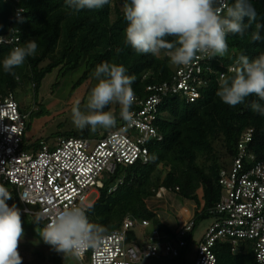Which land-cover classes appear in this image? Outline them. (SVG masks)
Here are the masks:
<instances>
[{
	"label": "trees",
	"instance_id": "trees-1",
	"mask_svg": "<svg viewBox=\"0 0 264 264\" xmlns=\"http://www.w3.org/2000/svg\"><path fill=\"white\" fill-rule=\"evenodd\" d=\"M124 3L125 0H109V4L101 9L75 11L65 5V0H21L20 7L24 13L15 22L20 42L35 40L38 48L35 56L14 69L16 75L13 76L5 73L2 66L3 57L13 46L0 45V95L12 92L16 96L15 91L25 83L37 92L45 78L54 72H57V81L78 73L72 84L74 91L88 81L97 83L93 73L95 67L104 61L122 64L126 74L135 75L132 88L140 99L146 96L147 86L169 81L177 66L170 63L163 50L156 56L137 54L124 44L127 24L123 15ZM252 3L257 13L256 22L264 24V0H252ZM254 30L255 23L243 37L229 34L228 53L223 58L214 57V72L207 74L208 85L202 90L199 100L186 103L180 96L164 99L157 122L163 139L150 144L148 162L118 166L86 210L91 222L105 227L103 235L121 229L124 220L130 218L138 223H150L148 227L138 225L128 231L130 241H141L145 245L155 230L170 236L173 231L160 220L159 208L148 205V201L156 200L159 191L164 189L170 195L195 203L194 227L186 238L187 243L198 222L212 218L213 223L214 217L209 210L222 194L219 174L225 168L219 149L222 148L231 160L237 154L242 133L252 129V141L247 149L257 161L264 162V116L253 112L250 107V102L258 98L251 96L245 104L233 108L216 96L219 77L223 73L233 75L228 68L235 67L239 55L254 59L264 53V29L260 32L262 39L257 42L251 41ZM167 39L171 41L173 38ZM117 49L121 51L117 53ZM135 108L136 103L130 111ZM105 110H112L117 116V124L111 130L124 122L119 115L118 104L115 108L109 105ZM91 133L86 128L70 130L62 136L89 137ZM7 203L11 207L20 202L15 194ZM213 252L216 264H256L252 243L248 241L237 252L228 240L217 241ZM181 256L182 251L176 258Z\"/></svg>",
	"mask_w": 264,
	"mask_h": 264
},
{
	"label": "built area",
	"instance_id": "built-area-1",
	"mask_svg": "<svg viewBox=\"0 0 264 264\" xmlns=\"http://www.w3.org/2000/svg\"><path fill=\"white\" fill-rule=\"evenodd\" d=\"M4 1L12 5L13 15L8 34L1 36L12 41L20 34L15 22L24 9L21 0ZM0 45L15 46L13 42ZM213 62L214 58H205L187 67L177 66L169 81L147 86L146 96L136 97L131 119L102 137H61L51 145L41 142L37 148L26 143L27 116L14 94L0 95V185L14 187L22 212L36 215L43 224L71 204L87 210L96 200L89 201L93 190L99 191L118 166L148 162L150 144L163 139L157 127L162 102L171 96H180L186 103L199 100L208 85L207 74L214 72ZM252 134V129L242 133L237 154L220 171L222 194L209 210L214 220L199 242L194 264H216L213 247L225 240L235 252L251 242L256 264H264V162L247 149ZM162 193L168 194L161 189L157 197ZM192 217L170 236L153 231L145 245L128 240L127 233L150 223L126 218L121 229L103 235L102 243L78 260L81 264H144L150 258L179 257L194 227Z\"/></svg>",
	"mask_w": 264,
	"mask_h": 264
},
{
	"label": "clouds",
	"instance_id": "clouds-1",
	"mask_svg": "<svg viewBox=\"0 0 264 264\" xmlns=\"http://www.w3.org/2000/svg\"><path fill=\"white\" fill-rule=\"evenodd\" d=\"M107 4L109 0H65V5L75 11L101 9ZM123 15L127 22L124 44L137 54L156 56L163 50L171 64L185 67L197 59L225 57L229 34L243 37L255 23L251 41L257 42L262 39L260 32L264 29V24L256 22L252 0H125ZM168 37L173 39L169 41ZM9 42L15 46L3 57L2 66L5 73L15 76L14 69L35 56L38 44L35 40L21 44L19 35L12 41L0 36V44ZM120 51L117 49V53ZM230 71L233 75L219 77L216 96L233 108L255 96L258 100L251 101L250 107L264 116V53L254 59L239 55ZM126 72L124 65L108 61L95 67L93 75L98 82L88 93L83 110L80 99L71 108L77 129L94 132L114 127L116 114L105 110L113 104L120 106L122 119H131L130 109L136 101L132 84L136 77ZM10 199L12 194L0 185V264H22L18 248L24 229L20 210L15 204L8 205ZM39 222L37 217L34 223ZM105 231L104 226L89 220L86 209L71 204L56 211L37 233L57 253L78 259L102 243Z\"/></svg>",
	"mask_w": 264,
	"mask_h": 264
},
{
	"label": "rangeland",
	"instance_id": "rangeland-1",
	"mask_svg": "<svg viewBox=\"0 0 264 264\" xmlns=\"http://www.w3.org/2000/svg\"><path fill=\"white\" fill-rule=\"evenodd\" d=\"M78 73H71L68 77L57 81V72L48 75L41 85V89L34 91L28 83L23 84L15 91V97L19 103L20 109L27 116L28 129L25 140L31 148H37L41 142L54 144L62 134L70 130H78L71 118V108L76 99H80L81 108L86 103L87 95L91 88L96 84L90 81L72 91ZM57 82L59 83L57 85ZM115 108L116 104L112 105ZM114 110V109H113ZM111 131V128H98L89 134V138L102 137ZM153 144V143H151ZM220 159L224 169L230 166L229 157L225 151L220 148ZM12 194L18 196L14 187L3 185ZM200 196L201 191L198 192ZM99 195V191L94 189L90 195L89 201H94ZM149 207L156 206L160 220L164 221L172 229H175L177 221L191 219L195 211V203L178 198L176 195L163 194L156 200L148 201ZM20 210L22 225L24 229L23 239L19 243V254L22 257V264H81L77 258L64 257L62 253H57L50 245L43 242L37 231L44 226L40 221L35 224L36 215L24 214L21 203L17 205ZM34 207L31 211L34 212ZM212 223V218L198 222L191 239L188 240V248L182 249V256L174 258L166 256L162 258H150L144 264H194L197 257L199 242L202 241L208 226ZM140 230V229H138Z\"/></svg>",
	"mask_w": 264,
	"mask_h": 264
},
{
	"label": "water",
	"instance_id": "water-1",
	"mask_svg": "<svg viewBox=\"0 0 264 264\" xmlns=\"http://www.w3.org/2000/svg\"><path fill=\"white\" fill-rule=\"evenodd\" d=\"M12 14V5L4 0H0V36L8 34Z\"/></svg>",
	"mask_w": 264,
	"mask_h": 264
},
{
	"label": "crops",
	"instance_id": "crops-1",
	"mask_svg": "<svg viewBox=\"0 0 264 264\" xmlns=\"http://www.w3.org/2000/svg\"><path fill=\"white\" fill-rule=\"evenodd\" d=\"M190 219V218H189ZM189 219H185V220H183V221H177L176 222V227H175V229H172V231H174V230H176V228L178 227V226H180L182 223H184L185 221H187V220H189ZM168 228H170L171 229V227L169 226V225H167L164 221H162Z\"/></svg>",
	"mask_w": 264,
	"mask_h": 264
}]
</instances>
